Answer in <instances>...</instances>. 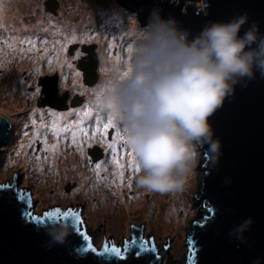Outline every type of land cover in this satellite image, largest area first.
<instances>
[{
    "label": "rangeland",
    "instance_id": "obj_1",
    "mask_svg": "<svg viewBox=\"0 0 264 264\" xmlns=\"http://www.w3.org/2000/svg\"><path fill=\"white\" fill-rule=\"evenodd\" d=\"M46 1L0 0V118L10 116L19 132L16 143H10L2 154L0 184L11 183L21 174V188L33 187L37 214L52 208L83 207L91 234L100 230L94 238L98 247L105 238H115V244L123 246L131 239L134 224H147V236H156L162 264H186L187 234L193 221H202L206 215L200 213L202 205L194 207L202 185L203 155L198 149L197 165L183 192L158 195L137 189L133 177L138 172L128 163L131 151L118 138L115 121V137H106L108 115L96 106L93 94L103 91L117 69L123 70L133 42L131 29L144 25L137 21L135 11L131 13L116 0H56V17L45 14ZM190 3L203 9L204 0ZM29 39L35 47L21 43ZM86 43H95L101 56L99 82L93 90L84 89L75 70L69 74L64 68L68 47ZM43 61H48L50 71L60 72V87L86 100L82 108L63 114L37 111L36 94L26 87L47 71L38 65ZM94 144L104 151L96 160L87 155ZM96 164L101 165L99 170ZM117 164L122 165L123 179L114 175ZM176 195L177 201L172 199ZM176 202L179 207L168 213ZM160 215L163 224L157 221Z\"/></svg>",
    "mask_w": 264,
    "mask_h": 264
},
{
    "label": "water",
    "instance_id": "obj_2",
    "mask_svg": "<svg viewBox=\"0 0 264 264\" xmlns=\"http://www.w3.org/2000/svg\"><path fill=\"white\" fill-rule=\"evenodd\" d=\"M116 1L135 11L137 21L144 26L150 12L159 10L162 18H174L180 28L189 30L190 38L211 22L226 23L240 15L247 16L241 34L255 24L264 35V0H204L203 9L196 8L191 0H178L177 4L172 0ZM58 5L56 0L44 3L45 9L52 11ZM82 51L91 53V48L86 51V46H82ZM78 69L83 71L85 85L95 83L97 74L93 69H83L81 65ZM51 79L49 87L44 88L45 104L62 109L64 96H57L56 78ZM208 123L212 139L219 142L220 148L218 154L210 153L207 143L199 148L205 161L194 207L202 205L200 213L206 215L201 216L202 221H193L187 234V242L191 239L192 244H188L186 264H264V76L254 70L252 79H241L223 105L208 118ZM6 137L7 121L3 118L0 120V163ZM11 143H16V137ZM88 153L93 160L102 157L97 148ZM5 184L27 192L33 215L42 216L46 212H35L37 201H33V187L21 188L15 181ZM54 209L57 208L50 210ZM59 209L75 210L81 214L82 221L81 225H74L71 219L67 220L72 225L71 234L62 244L51 242L45 228L48 222H33L27 216L26 205L17 200L14 190L0 192V264H162L156 236H147V224H134L131 237L150 240L149 247H155L157 252L141 253L138 257L135 255L138 246H133L126 260L117 261L110 255L86 253V245L76 228L87 232L97 250H102L105 242L115 243V238H105L98 247L95 234H91L83 219L82 209ZM249 219L251 224L239 230Z\"/></svg>",
    "mask_w": 264,
    "mask_h": 264
},
{
    "label": "clouds",
    "instance_id": "obj_3",
    "mask_svg": "<svg viewBox=\"0 0 264 264\" xmlns=\"http://www.w3.org/2000/svg\"><path fill=\"white\" fill-rule=\"evenodd\" d=\"M246 23V15L211 22L190 38L189 30L154 9L146 26L131 29L129 59L103 85L99 103L138 165L137 189L183 192L198 149L207 143L210 153H219L208 118L241 79H252L254 70L264 76V35L255 24L241 34ZM45 228L52 243L62 244L72 225L51 221Z\"/></svg>",
    "mask_w": 264,
    "mask_h": 264
},
{
    "label": "flooded vegetation",
    "instance_id": "obj_4",
    "mask_svg": "<svg viewBox=\"0 0 264 264\" xmlns=\"http://www.w3.org/2000/svg\"><path fill=\"white\" fill-rule=\"evenodd\" d=\"M48 1V0H47ZM45 8V6H44ZM126 8V7H125ZM58 9L56 8L54 11L52 10H47L45 13L46 15H50L52 17H56L58 15ZM127 9V8H126ZM129 10V9H127ZM133 13V12H131ZM82 46H86V51L91 48V53H87L82 51ZM77 53H80L78 56ZM43 55H41L42 57ZM67 58V61L64 64V68L68 69L69 74L72 73L73 70L79 74V76L82 78V84L84 86L85 90H93V88L97 85L99 82V75H100V70H101V56L98 54V46L95 43H86L82 45H77L74 44L72 46H69L67 49V55H65ZM48 61H43L39 63V67H42L44 69H47L46 72L38 75L35 80V84L32 86L26 87L28 92L30 94H36V98L34 100L35 107L37 108V111L43 110L51 113H58V114H63V113H68L72 110H78L79 108H82L84 104L86 103V100L79 95L78 93L72 94L69 90L63 89L60 87V72L57 71L56 69L50 71L49 67L50 65L47 63ZM74 64V68L73 67ZM78 65H81L83 69H93L95 73L97 74V80L95 83L91 86L85 85L83 83V71L78 69ZM23 80L27 81V78L23 75ZM56 78V86H57V96L59 98L64 96V103H63V108L58 109L57 107L50 106L45 104V93H44V88L49 87L50 82H52L51 78ZM59 101V100H57ZM30 103L27 101V106H29ZM5 119L7 121V137L4 145L2 146L4 149L2 150L3 152L6 151L7 146L12 142L13 137H19V132H16L18 129L17 124L13 122V120L10 118L8 115H3L1 119ZM98 130V129H97ZM91 131H94L93 129ZM106 137H115V128L114 126L109 127L106 131ZM99 147L97 144L92 145L91 149L89 150H94L95 148ZM88 150V151H89ZM102 152V157L104 156V151L102 148H100ZM87 151V155H89ZM2 152V154H3ZM91 158V157H90ZM17 176V175H16ZM14 177L11 182L15 181L18 182V186L20 185V180L18 177ZM31 193V191H30ZM32 195V194H31ZM82 209V215H83V207ZM84 219V218H83ZM100 232V230H97L94 234L95 237L96 235ZM105 240L103 239V243ZM112 241H110L111 243ZM102 243V244H103Z\"/></svg>",
    "mask_w": 264,
    "mask_h": 264
},
{
    "label": "snow or ice",
    "instance_id": "obj_5",
    "mask_svg": "<svg viewBox=\"0 0 264 264\" xmlns=\"http://www.w3.org/2000/svg\"><path fill=\"white\" fill-rule=\"evenodd\" d=\"M75 39V37H73ZM22 44H27L30 47H35V41L32 40H22ZM131 51V50H130ZM79 75V74H78ZM93 94L96 96V106L102 111L101 105L99 103L100 96L102 94L101 90L97 89L93 91ZM99 123V119L97 121ZM114 118L112 116H108V124L105 126V131L107 127L113 126ZM117 136L120 140H123V137L120 135L119 131L117 132ZM124 142V141H123ZM125 144V143H124ZM109 148H113V144L107 145ZM55 148V146H53ZM130 159H129V167H135V171H139L138 165L136 164L132 153H129ZM115 162V159H114ZM96 169L99 170L101 168L100 164H96ZM117 172L114 173V175H118L120 179H123L124 173L123 171H120L119 169L122 168V165L117 164ZM131 185L129 184V187ZM14 190L16 193V198L19 201L24 202L27 209V216L33 221L38 223H45V222H51V221H67L69 219L72 220L74 225H81V214L77 213L75 210L69 209L67 211H61L59 208L54 210H48L45 213H43L42 216H36L33 215L31 209L33 208V204L30 199H26L27 192L26 191H16V188H13V185L11 184H3L0 185V192L4 191H12ZM209 212H211V209H208ZM208 217H205L207 219ZM76 233L78 236L82 239L84 244L86 245L84 247V251L86 253H93L96 256H105L110 255L114 257L117 261H124L126 260L127 256L126 254L130 252V250L133 248V246H138V251H136L135 255L140 256L141 253H155L157 252V249L155 247H149V244L151 243L150 240H144L143 238H138L136 235H133L130 240H126L123 243V247L116 246L114 242H105L102 250H97L93 244H92V238L87 234L86 231H84L82 228L77 227ZM188 244L191 245L192 241L191 239L188 240ZM159 259V257H157ZM189 260H191V256H189Z\"/></svg>",
    "mask_w": 264,
    "mask_h": 264
},
{
    "label": "bare ground",
    "instance_id": "obj_6",
    "mask_svg": "<svg viewBox=\"0 0 264 264\" xmlns=\"http://www.w3.org/2000/svg\"><path fill=\"white\" fill-rule=\"evenodd\" d=\"M86 7H88V6H86ZM132 38H134V35L132 36ZM18 59H20V58H18ZM80 179L81 180H84L85 178H84V176H81L80 177ZM153 194H154V192H153ZM158 195H159V193H157ZM177 195L176 196H174L172 199L173 200H175V201H177ZM156 200V202H159V200L158 199H155ZM176 207H179V205H178V203L176 202L175 204L173 203L171 206H170V208L168 209V213H170V214H172L173 213V211H174V209L176 208ZM145 210V209H144ZM162 217L163 216H159V218L157 219V221H159V222H162ZM164 218V217H163ZM164 222H162V224H163Z\"/></svg>",
    "mask_w": 264,
    "mask_h": 264
}]
</instances>
